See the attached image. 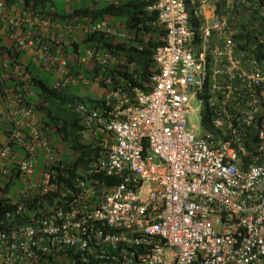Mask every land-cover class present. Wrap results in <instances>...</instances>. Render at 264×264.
<instances>
[{"label": "built area", "instance_id": "obj_1", "mask_svg": "<svg viewBox=\"0 0 264 264\" xmlns=\"http://www.w3.org/2000/svg\"><path fill=\"white\" fill-rule=\"evenodd\" d=\"M243 3L250 1L156 0L147 6L156 9L165 31L152 53L157 70L150 89L134 88L136 100L128 103L112 90L117 99L106 110L75 105L88 129L113 137L91 169L118 180L87 184L79 178L82 205L50 206L32 223L0 228V264H264V57L236 48L217 7ZM189 5L201 19L198 41ZM0 18L12 27L17 48L52 71L54 84L86 81L70 71L60 44L49 48L33 36V23L47 31L48 19L26 10L6 16L3 0ZM80 26L126 35L106 19ZM51 36L60 42L62 33ZM113 58L86 47L77 60ZM190 93L201 101L199 133L186 125ZM205 107L208 126L201 118ZM0 118L15 123L0 139V177L17 172L26 193L41 185L31 180L39 152L47 164L60 156L20 92L5 95ZM13 140L24 147L22 158ZM48 177L45 172L43 181ZM91 195L96 199L87 208Z\"/></svg>", "mask_w": 264, "mask_h": 264}, {"label": "trees", "instance_id": "obj_2", "mask_svg": "<svg viewBox=\"0 0 264 264\" xmlns=\"http://www.w3.org/2000/svg\"><path fill=\"white\" fill-rule=\"evenodd\" d=\"M155 1L118 0L114 3L106 0H64L58 4L56 0H3L6 11L14 6L18 10L29 11L30 15L37 14L48 19L50 28L47 31H42L37 23H33V36H38L40 43L49 48L60 44L62 52L70 58V71L73 74L82 73L86 81L54 84L52 71L42 62H34L31 57L27 60L21 58L24 50L17 48L12 27L8 26L5 37L0 35V105L5 102V95L20 92L24 102L35 110L48 141L60 151L58 161L52 164H47L44 159L41 161L49 177L46 182L42 177L41 185L31 191H21L13 196L10 189L19 178L17 172L0 177V228L32 223L50 206L82 205L78 195L79 178L85 179L87 184L92 183L93 178L103 184L118 180V176L92 170L99 151L111 143L104 145V138L109 132L88 129L76 112L75 105L84 103L106 110L117 99V96H112V90L117 89L118 96L124 93L128 103L136 100L134 88L150 89V75L157 70L152 53L155 46L164 41L165 34L157 20L156 9L147 7ZM249 1L239 6L219 4L217 7L233 29L236 48L244 49L248 56L264 57V0ZM99 19L120 24L126 35L112 36L101 30L86 32L80 26ZM189 19L196 28L195 40L198 41L201 19L194 14L191 5ZM67 25L71 27L69 32L65 30ZM52 30L62 33L60 42L51 37ZM86 47L100 52L109 51L114 58L103 63L96 60L81 63L77 57ZM106 77L110 78V82H105ZM92 82L104 86L99 96L88 91ZM201 114L204 125H210L208 108H203ZM14 126L13 120L0 118V136H7ZM11 144L16 158L26 154L17 141L13 140ZM40 155L43 157L42 153ZM45 185L47 187L43 188ZM95 199V195L86 199L87 208H91L90 202Z\"/></svg>", "mask_w": 264, "mask_h": 264}, {"label": "rangeland", "instance_id": "obj_3", "mask_svg": "<svg viewBox=\"0 0 264 264\" xmlns=\"http://www.w3.org/2000/svg\"><path fill=\"white\" fill-rule=\"evenodd\" d=\"M56 1L58 2V4H61L64 0H56ZM21 58L24 60H27L28 58H30V53L28 51H23L21 53ZM88 91L91 92L93 95L98 96L104 91V86H102L101 84H98L97 82H92L91 85L89 86ZM200 108H201V101H199L196 98L191 100L190 101V111L187 113V116H186L187 127L195 129L196 131H198V133L201 132L202 130V125L200 121ZM57 152H58V155L60 156V151L57 150ZM41 161H42V157H40L39 162L36 164L34 168V172L31 178L33 182H36L43 177V166H42ZM25 187H26V182L20 178H17L10 189V193L13 196H16L21 191H23Z\"/></svg>", "mask_w": 264, "mask_h": 264}, {"label": "crops", "instance_id": "obj_4", "mask_svg": "<svg viewBox=\"0 0 264 264\" xmlns=\"http://www.w3.org/2000/svg\"><path fill=\"white\" fill-rule=\"evenodd\" d=\"M18 8L11 6L10 8H8V10H5V15L6 16H13L16 12H17ZM117 21H120L117 19ZM9 25L7 24L6 19H1L0 18V35H2V37H5L6 32L8 31V27ZM58 28V27H56ZM60 32V31H58ZM52 37V36H51ZM212 40L215 41V36L214 34L211 36ZM6 41V40H4ZM30 53V52H29ZM68 55V54H67ZM30 57L32 58V54L30 53ZM99 96V95H98ZM5 102H3V105L1 104L0 107L4 106ZM100 133V132H97ZM4 136H0V139H2ZM105 142H112L113 141V137L110 133H107V137L104 138Z\"/></svg>", "mask_w": 264, "mask_h": 264}, {"label": "water", "instance_id": "obj_5", "mask_svg": "<svg viewBox=\"0 0 264 264\" xmlns=\"http://www.w3.org/2000/svg\"><path fill=\"white\" fill-rule=\"evenodd\" d=\"M197 99V97L195 96V94H193V93H190L189 94V101H191V100H193V99ZM196 133H198V131H196Z\"/></svg>", "mask_w": 264, "mask_h": 264}, {"label": "clouds", "instance_id": "obj_6", "mask_svg": "<svg viewBox=\"0 0 264 264\" xmlns=\"http://www.w3.org/2000/svg\"><path fill=\"white\" fill-rule=\"evenodd\" d=\"M33 61H34V60H33ZM34 62H35V61H34ZM40 153H41V152H39V154H38V158H37V162H36V164L39 162V159H40V156H41ZM42 160H43V157H42ZM44 173H45V171H44V169H43V176H44Z\"/></svg>", "mask_w": 264, "mask_h": 264}]
</instances>
